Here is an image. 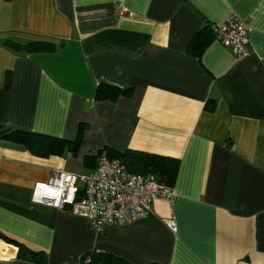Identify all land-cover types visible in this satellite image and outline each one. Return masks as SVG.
I'll return each mask as SVG.
<instances>
[{
  "label": "crops",
  "instance_id": "obj_1",
  "mask_svg": "<svg viewBox=\"0 0 264 264\" xmlns=\"http://www.w3.org/2000/svg\"><path fill=\"white\" fill-rule=\"evenodd\" d=\"M232 14L248 23L246 56L216 39L200 58L185 52ZM6 39L64 44L26 53ZM100 82L133 94L95 99ZM0 123L65 139L85 125L76 156L0 140V232L45 251V264L91 250L130 264H264V0H0ZM105 146L177 158L175 198L100 233L67 206L32 201L36 184L87 172L84 156ZM17 251L0 239V264H41Z\"/></svg>",
  "mask_w": 264,
  "mask_h": 264
},
{
  "label": "built area",
  "instance_id": "obj_2",
  "mask_svg": "<svg viewBox=\"0 0 264 264\" xmlns=\"http://www.w3.org/2000/svg\"><path fill=\"white\" fill-rule=\"evenodd\" d=\"M124 9H118L122 14ZM215 39L230 47L237 58L249 51V26L246 20L232 14L213 26ZM173 185H167L132 173L116 158L98 157L94 168L83 173L55 170L46 182L35 185L32 201L55 208L68 207L77 215L87 217L93 228L103 232L111 224H127L147 216L153 202L162 198L172 201ZM172 231L177 229L174 215L167 220Z\"/></svg>",
  "mask_w": 264,
  "mask_h": 264
},
{
  "label": "trees",
  "instance_id": "obj_3",
  "mask_svg": "<svg viewBox=\"0 0 264 264\" xmlns=\"http://www.w3.org/2000/svg\"><path fill=\"white\" fill-rule=\"evenodd\" d=\"M213 26L210 24L202 26L188 42L185 52L200 58L210 41L215 39ZM4 43L7 47L14 51L26 53H52L64 44L61 42L57 45L54 42L47 40L17 42L10 39H6ZM10 83L11 75L10 72H7L5 75L4 86L9 88ZM132 94V87L120 88L109 83L100 82L96 87L95 99H109L111 101H115L120 95L131 96ZM204 108L209 111H213L215 108V100H207L204 104ZM84 128L85 125L80 124L75 138L65 139L19 128H13L0 123V140L20 145L27 149L31 154L39 157H49L51 155L62 156L66 152H70L73 156H76L80 148ZM101 155L119 159L126 166L128 171L145 177H153L157 181L167 185H173L177 178L179 160L175 157L149 153L136 149L118 151L108 146L99 149L96 154L84 156L83 162L88 170L95 167L98 157ZM0 239L17 246V257L41 264L47 263L48 256L45 251L31 249L21 242L7 237L1 232ZM76 264L130 263L105 251L91 250L85 252Z\"/></svg>",
  "mask_w": 264,
  "mask_h": 264
}]
</instances>
